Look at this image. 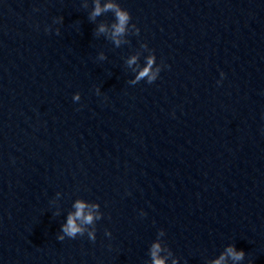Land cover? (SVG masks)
Wrapping results in <instances>:
<instances>
[{"label": "clouds", "instance_id": "clouds-1", "mask_svg": "<svg viewBox=\"0 0 264 264\" xmlns=\"http://www.w3.org/2000/svg\"><path fill=\"white\" fill-rule=\"evenodd\" d=\"M95 7L94 10L91 13V18H95L97 16H100L102 13L111 11L114 13L116 23L112 24V39L117 44V46L120 44L119 37L125 34L126 26L129 25L131 16L130 13L123 9L119 4L116 3H106L103 5V7L100 4V0H94ZM107 29L105 25H100L98 32L103 33L106 32ZM139 31V29H137ZM58 34V31H57ZM136 60V57H133L131 60L128 61L129 64L134 63ZM154 63V57H149L147 60V67H145L137 76V80H140L142 78L147 77L148 82L151 84L157 79V75L160 71L159 68L156 69V71H150L152 68V65ZM79 97L77 96L76 99ZM75 213L70 214L67 218L66 224L62 226V232L64 235H58L57 239L60 241H63L65 239V236L68 238H76L78 234L83 235L85 229L80 226V224L77 223V221H80L81 224L90 225L93 223L94 219H99V216L93 215L92 209H95V205L92 206V209H89L87 212L85 211L88 206L84 204L83 202H77L75 204ZM88 237L90 240L95 241L96 236L94 232H89ZM160 251L159 244L153 245L152 248V258H153V264H164V261L158 257V253ZM230 257L234 262H240L243 261L245 258V252L243 250H237L235 246H229L226 250L225 255H221L219 259H217L214 264H224L225 258ZM249 264H252L251 261H249Z\"/></svg>", "mask_w": 264, "mask_h": 264}]
</instances>
